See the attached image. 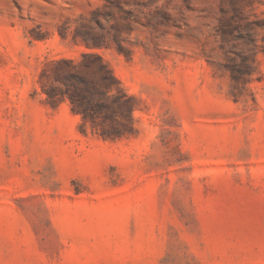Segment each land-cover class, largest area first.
<instances>
[{
	"label": "rangeland",
	"instance_id": "rangeland-1",
	"mask_svg": "<svg viewBox=\"0 0 264 264\" xmlns=\"http://www.w3.org/2000/svg\"><path fill=\"white\" fill-rule=\"evenodd\" d=\"M87 51L134 134L49 101ZM0 264H264V0H0Z\"/></svg>",
	"mask_w": 264,
	"mask_h": 264
},
{
	"label": "trees",
	"instance_id": "trees-1",
	"mask_svg": "<svg viewBox=\"0 0 264 264\" xmlns=\"http://www.w3.org/2000/svg\"><path fill=\"white\" fill-rule=\"evenodd\" d=\"M102 42L95 39L91 46H100ZM56 63V83L46 91L50 102L57 104L67 98L73 111L82 116L81 126L90 123L105 139H119L135 133V96L125 90L101 54L87 51L78 61L63 57ZM227 67L236 85H243L242 78L256 70V60L248 56L242 66L228 63Z\"/></svg>",
	"mask_w": 264,
	"mask_h": 264
}]
</instances>
